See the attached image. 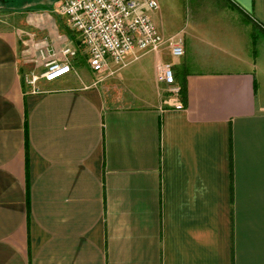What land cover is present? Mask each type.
<instances>
[{
    "label": "crops",
    "instance_id": "crops-1",
    "mask_svg": "<svg viewBox=\"0 0 264 264\" xmlns=\"http://www.w3.org/2000/svg\"><path fill=\"white\" fill-rule=\"evenodd\" d=\"M8 1L0 264H264V0H184L175 28L157 0L152 23L184 54L128 52L101 73L65 16ZM63 47L71 72L33 91L25 77Z\"/></svg>",
    "mask_w": 264,
    "mask_h": 264
},
{
    "label": "built area",
    "instance_id": "built-area-1",
    "mask_svg": "<svg viewBox=\"0 0 264 264\" xmlns=\"http://www.w3.org/2000/svg\"><path fill=\"white\" fill-rule=\"evenodd\" d=\"M158 8L157 0H61L57 12L81 36L91 70L101 73L111 71L110 64L123 66L128 52H158L165 42L173 57L184 54L181 38L165 40L152 23L148 12ZM76 53L74 48H61L60 56L47 61L40 74L26 76V83L36 92L39 79L51 82L67 75L71 72L69 59ZM157 78L169 93L179 98L181 86L176 82L171 64L159 65ZM175 107L183 108L182 104Z\"/></svg>",
    "mask_w": 264,
    "mask_h": 264
},
{
    "label": "rangeland",
    "instance_id": "rangeland-1",
    "mask_svg": "<svg viewBox=\"0 0 264 264\" xmlns=\"http://www.w3.org/2000/svg\"><path fill=\"white\" fill-rule=\"evenodd\" d=\"M59 1H61V0H42L41 4H42V6L44 8H46V7H52L51 9L54 12H57L58 5H59ZM15 2L18 3V4H20V1H18V0H16ZM8 3L10 5H13V6L17 5V4H14L13 3V0H9ZM34 3H36V2H34ZM163 5L166 6V8H168L169 11L171 12V13L168 14V20H167L170 28H175L179 24H182L183 23V21H184V14L181 12V7L184 5V0H182V2L181 1L179 2V0H175V1L174 0H167L166 3L163 4ZM174 38H181L182 41H183V38H182L181 35H176V36H174ZM167 39H169V37L168 38H165V40H167ZM258 47L261 49L262 46H261L260 43L258 44ZM168 48L170 49V46L167 44V42L163 43L161 45V47L159 48V49H161L160 52H161L163 58H166L168 56V54H169ZM189 69L193 70L194 67H190L189 66Z\"/></svg>",
    "mask_w": 264,
    "mask_h": 264
},
{
    "label": "trees",
    "instance_id": "trees-1",
    "mask_svg": "<svg viewBox=\"0 0 264 264\" xmlns=\"http://www.w3.org/2000/svg\"><path fill=\"white\" fill-rule=\"evenodd\" d=\"M249 21H251V24H252V33H251V35H252V38H253V40L255 41V38H256V29H257V27H260L259 25H258V23L257 22H254V20H251L250 18H247ZM255 44V43H254ZM253 54L255 55V45H253ZM180 85H181V92H180V97L181 98H184V89H183V83H180Z\"/></svg>",
    "mask_w": 264,
    "mask_h": 264
}]
</instances>
